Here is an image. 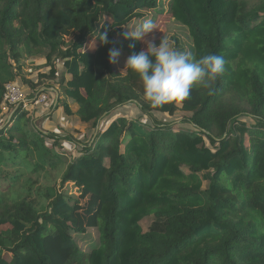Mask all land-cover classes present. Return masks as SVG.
<instances>
[{"label": "trees", "instance_id": "1", "mask_svg": "<svg viewBox=\"0 0 264 264\" xmlns=\"http://www.w3.org/2000/svg\"><path fill=\"white\" fill-rule=\"evenodd\" d=\"M161 1L0 0V264H56L47 241L85 232L70 184L100 205L88 264H264V0H174L188 35L174 49L225 71L154 108L109 50H145L124 34L159 27ZM25 58L43 63L29 76ZM10 82L49 101L4 112Z\"/></svg>", "mask_w": 264, "mask_h": 264}, {"label": "clouds", "instance_id": "2", "mask_svg": "<svg viewBox=\"0 0 264 264\" xmlns=\"http://www.w3.org/2000/svg\"><path fill=\"white\" fill-rule=\"evenodd\" d=\"M124 34V39L144 41L145 50L133 53L126 60V69L137 73L143 82L144 98L154 108L174 102H183L189 98L194 85L209 86L225 71L223 56L209 53L194 59L191 53L170 48L163 39L159 45L147 41L148 34L156 30L150 18ZM102 44H109L107 33L99 36ZM135 45L130 44L133 48ZM119 50H109V62L117 63Z\"/></svg>", "mask_w": 264, "mask_h": 264}, {"label": "rangeland", "instance_id": "3", "mask_svg": "<svg viewBox=\"0 0 264 264\" xmlns=\"http://www.w3.org/2000/svg\"><path fill=\"white\" fill-rule=\"evenodd\" d=\"M173 4L174 0H162L159 6L160 8L154 11L164 16L159 21V27H156V30H154L156 34V36H154V40L161 36H164V39L172 49H174V47L177 45V39H181L186 42L188 37L186 29L172 21L169 16ZM148 15L151 16L152 14L149 12ZM63 34L66 38H70L73 36L74 32L63 31ZM119 52L120 56L118 57L117 63L114 64V69L118 74L126 75L128 73V69L125 70V67L126 60L129 57V54L124 50H119ZM23 62L25 64L24 73L30 76L32 74L31 69H34L37 65H42L43 60L40 59L36 62H32L30 58H25ZM199 85L200 84L194 85V87H199ZM26 97L31 100L27 95ZM65 104L68 105L69 109L72 112H75L78 108V104L72 99L66 100ZM37 111H39L38 108H36L35 110L33 109L32 114L36 116ZM66 122L69 124L72 123L74 126L79 127L81 129V133H83L84 130H88L87 133H92V130L90 129L89 131V128H86L85 125H79L77 120L71 121V119H69ZM176 129L179 128L177 127ZM247 144L249 146L248 141ZM69 193L79 199V203L76 205V212L79 219V225L81 228L85 229V232L81 234H75V243L71 246L60 241L59 239H54L47 241L46 248L53 262L56 264H88V254L94 247L95 243L98 241L96 215L98 213L100 205L95 197L86 194L83 189L74 184H70ZM22 214L28 217H32L33 219L37 216V214L28 206H26L22 210Z\"/></svg>", "mask_w": 264, "mask_h": 264}, {"label": "built area", "instance_id": "4", "mask_svg": "<svg viewBox=\"0 0 264 264\" xmlns=\"http://www.w3.org/2000/svg\"><path fill=\"white\" fill-rule=\"evenodd\" d=\"M48 99L46 93H41L37 97L29 100L18 84L10 82L5 88L3 111L7 112L10 109V106L19 105H22L25 109L36 108L38 105L45 104Z\"/></svg>", "mask_w": 264, "mask_h": 264}, {"label": "water", "instance_id": "5", "mask_svg": "<svg viewBox=\"0 0 264 264\" xmlns=\"http://www.w3.org/2000/svg\"><path fill=\"white\" fill-rule=\"evenodd\" d=\"M45 90H46L45 88H42V89L37 93L36 97L39 95L40 92H43V91H45ZM52 90H53V89H52ZM58 99H59V96H58V93H57V98H56V103H55V104H57ZM97 133H98V129H97V131H96V133H95V136L97 135Z\"/></svg>", "mask_w": 264, "mask_h": 264}, {"label": "crops", "instance_id": "6", "mask_svg": "<svg viewBox=\"0 0 264 264\" xmlns=\"http://www.w3.org/2000/svg\"><path fill=\"white\" fill-rule=\"evenodd\" d=\"M124 74H125V73H124ZM47 102H48V101H47ZM47 102H46V103H47ZM78 108H79V106H78ZM78 108H77V110H78ZM77 110H76V111H77Z\"/></svg>", "mask_w": 264, "mask_h": 264}]
</instances>
